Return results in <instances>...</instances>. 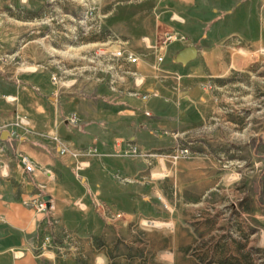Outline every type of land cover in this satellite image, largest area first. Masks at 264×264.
Here are the masks:
<instances>
[{
	"label": "crops",
	"instance_id": "obj_1",
	"mask_svg": "<svg viewBox=\"0 0 264 264\" xmlns=\"http://www.w3.org/2000/svg\"><path fill=\"white\" fill-rule=\"evenodd\" d=\"M159 4L164 13L183 21L174 31L187 35L189 30L195 36L206 29L205 40L212 25L236 9L226 0L211 8L196 0ZM4 36L0 19V40ZM182 48L170 57L162 53L157 61L158 71L177 79L179 86L163 83L156 88L153 80L141 93L156 90L159 95L146 100L124 93L105 100V93L97 91L102 89L94 87L57 88L44 72L25 73L16 84L4 75L0 63V127L18 110L36 129L55 130L58 144L80 150L90 162L76 178L69 158L59 156L45 139L9 133L5 140L0 138V160L7 171V176H0V264H196L187 249L207 225L206 215L194 213L205 209L208 189H218L221 181L208 184V165L201 157L173 166L156 160L148 165L126 153L128 142L167 152L174 144L172 133L196 127L192 115L198 113L197 106L189 105L199 94L194 84L199 75L193 63L174 60ZM71 114L76 117L73 124L66 120ZM19 154L33 163V170L24 169ZM163 171L165 177H154V172ZM44 196H49L48 203ZM40 199L46 202L41 212L35 206ZM77 200L83 204L78 206Z\"/></svg>",
	"mask_w": 264,
	"mask_h": 264
},
{
	"label": "rangeland",
	"instance_id": "obj_2",
	"mask_svg": "<svg viewBox=\"0 0 264 264\" xmlns=\"http://www.w3.org/2000/svg\"><path fill=\"white\" fill-rule=\"evenodd\" d=\"M159 1L0 0L2 70L16 84L29 72L47 73L51 82L56 75L57 88H101L107 100L141 93L153 80L156 88L178 87L177 79L158 71L157 61L162 53L170 57L179 47L196 45L200 54L187 63L199 75V94L189 105L197 106L196 127L179 137L189 144V157L207 162L208 184H221L208 189L201 213L196 208V216L206 215L207 229L187 252L196 264H264V0H226L236 9L212 25L208 40L206 29L195 36L174 31L183 21L164 13ZM218 1L196 0L210 8ZM17 115L23 113L15 110L3 125ZM15 130L45 139L53 151L58 144L55 130H38L31 122ZM159 173L167 175L154 177Z\"/></svg>",
	"mask_w": 264,
	"mask_h": 264
},
{
	"label": "built area",
	"instance_id": "obj_3",
	"mask_svg": "<svg viewBox=\"0 0 264 264\" xmlns=\"http://www.w3.org/2000/svg\"><path fill=\"white\" fill-rule=\"evenodd\" d=\"M0 19H1V15H0ZM180 38L183 39L184 36L181 35ZM117 55H120V53H118ZM51 80L54 83L57 82L56 75H52ZM133 94L134 96H138L142 100H146L150 96L154 95V93H150V92H144V93L134 92ZM13 98L14 97H11V96L6 97L7 100H11V101L14 100ZM145 114L149 115V112L145 111ZM67 121L71 124L75 123L76 122L75 115L74 114L69 115V117H67ZM29 124L30 122L25 115H17L14 121H12L11 123L7 125L1 126L0 132L6 129L8 130L9 137H18L19 135L15 129L25 128L29 126ZM187 132H184V133H187ZM172 136L174 139V144L172 148L167 152L148 151V150L143 149L136 143L128 142L127 147H126V153H128V155H130V157L134 159L144 160L148 165H152V160H156L161 163L169 162L170 165L173 166L180 159H183V158L185 159L189 157L190 147H189V144L182 142L180 140L179 133H172ZM2 146L3 144L0 145V150L2 149ZM56 148H57V153L59 156L69 158L70 162L68 164L70 168L72 169L75 177L80 178L81 171H83L90 165V162L88 158H86V155L81 153L80 150L74 147L64 145V144H57ZM19 158L26 171L33 170V163L30 162L25 155L19 154ZM0 176L1 177L7 176L6 165L2 163L1 160H0ZM75 204L80 206L83 203L81 202V200H77L75 201ZM35 206H36L37 211H40V212L44 211L46 209V202L40 199L36 201ZM119 215H122V213H117V216ZM151 221L152 220H147L148 223H151ZM142 225L150 226L149 224H145L144 222H142Z\"/></svg>",
	"mask_w": 264,
	"mask_h": 264
},
{
	"label": "water",
	"instance_id": "obj_4",
	"mask_svg": "<svg viewBox=\"0 0 264 264\" xmlns=\"http://www.w3.org/2000/svg\"><path fill=\"white\" fill-rule=\"evenodd\" d=\"M197 48L194 45H189L187 47L182 48L180 51H178L175 55L174 60L178 63L186 64L187 62L193 60L197 56ZM8 137V131L2 130L0 132V138L2 140H5ZM43 199L45 201H49V196H44Z\"/></svg>",
	"mask_w": 264,
	"mask_h": 264
},
{
	"label": "bare ground",
	"instance_id": "obj_5",
	"mask_svg": "<svg viewBox=\"0 0 264 264\" xmlns=\"http://www.w3.org/2000/svg\"><path fill=\"white\" fill-rule=\"evenodd\" d=\"M149 224H153V225H154V223H152V222H151V223H149Z\"/></svg>",
	"mask_w": 264,
	"mask_h": 264
},
{
	"label": "flooded vegetation",
	"instance_id": "obj_6",
	"mask_svg": "<svg viewBox=\"0 0 264 264\" xmlns=\"http://www.w3.org/2000/svg\"><path fill=\"white\" fill-rule=\"evenodd\" d=\"M194 46H195V45H194ZM195 47H196V46H195ZM180 50H181V49H180ZM180 50H179V51H180Z\"/></svg>",
	"mask_w": 264,
	"mask_h": 264
}]
</instances>
